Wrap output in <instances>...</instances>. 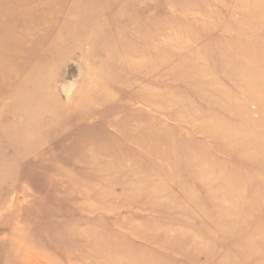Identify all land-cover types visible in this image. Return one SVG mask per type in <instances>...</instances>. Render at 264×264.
I'll use <instances>...</instances> for the list:
<instances>
[{"label": "rangeland", "instance_id": "1", "mask_svg": "<svg viewBox=\"0 0 264 264\" xmlns=\"http://www.w3.org/2000/svg\"><path fill=\"white\" fill-rule=\"evenodd\" d=\"M0 264H264V0H0Z\"/></svg>", "mask_w": 264, "mask_h": 264}, {"label": "bare ground", "instance_id": "2", "mask_svg": "<svg viewBox=\"0 0 264 264\" xmlns=\"http://www.w3.org/2000/svg\"><path fill=\"white\" fill-rule=\"evenodd\" d=\"M78 57H79V56H78ZM63 77H64V76H63ZM67 84H68V83H67ZM73 84H74V83H73ZM68 93H69V92H68ZM38 260H39V259H38ZM38 260H37V261H38ZM36 263H37V262H36Z\"/></svg>", "mask_w": 264, "mask_h": 264}]
</instances>
